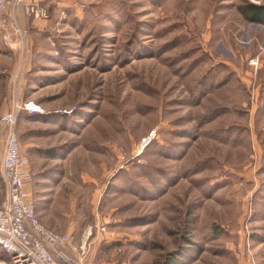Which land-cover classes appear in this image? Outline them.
<instances>
[{
	"label": "rangeland",
	"instance_id": "obj_1",
	"mask_svg": "<svg viewBox=\"0 0 264 264\" xmlns=\"http://www.w3.org/2000/svg\"><path fill=\"white\" fill-rule=\"evenodd\" d=\"M38 1L0 115L40 106L13 128L41 222L88 264H264V22L239 9L264 0Z\"/></svg>",
	"mask_w": 264,
	"mask_h": 264
},
{
	"label": "built area",
	"instance_id": "obj_2",
	"mask_svg": "<svg viewBox=\"0 0 264 264\" xmlns=\"http://www.w3.org/2000/svg\"><path fill=\"white\" fill-rule=\"evenodd\" d=\"M18 8L31 20L49 16L47 7L38 0H0V40L4 45H9L13 37L27 35L28 29L14 20ZM31 103H16L12 110L0 115V125L5 128L2 158L5 196L0 202V248L8 255L0 264H88L85 260L87 242L76 243L72 234L44 225L27 190L29 160L21 152L13 124L17 109L41 111L40 106L33 108Z\"/></svg>",
	"mask_w": 264,
	"mask_h": 264
},
{
	"label": "trees",
	"instance_id": "obj_3",
	"mask_svg": "<svg viewBox=\"0 0 264 264\" xmlns=\"http://www.w3.org/2000/svg\"><path fill=\"white\" fill-rule=\"evenodd\" d=\"M240 13L244 16V18L248 21L251 22H264V4H257L253 2H247L244 5L239 6ZM48 13L49 8L47 7ZM1 250V248H0ZM2 251V250H1ZM3 252V251H2ZM6 254L5 252H3ZM7 255V254H6ZM182 251L181 250H176L168 254L166 258L167 264H177L178 258L181 257ZM8 259V255H7ZM178 264H181V262H178Z\"/></svg>",
	"mask_w": 264,
	"mask_h": 264
},
{
	"label": "crops",
	"instance_id": "obj_4",
	"mask_svg": "<svg viewBox=\"0 0 264 264\" xmlns=\"http://www.w3.org/2000/svg\"><path fill=\"white\" fill-rule=\"evenodd\" d=\"M45 6L48 7L47 5H45ZM25 16L26 15L23 12V10L21 8H18L16 11V16H15L14 20L18 24H20L21 26L26 27L28 30L31 28V25L36 24V22L38 23V21H40V20H31L29 17H27V16L25 17ZM9 19H11V17L8 18V20ZM12 20H13V17H12ZM26 20L28 22L27 24H25ZM29 25H30V28H29ZM17 40H19V39L17 38ZM0 44H2L1 40H0ZM262 52H264V50H262ZM263 57H264V53H263ZM12 105H14V104H12ZM23 110H25V109H23ZM0 160H1L0 161V165H1L0 169L2 170V158ZM2 174H3V172H2ZM256 247H257L258 251L260 250L261 254H264V239H263V241L259 242ZM262 259H263L262 261L264 262V255L262 256Z\"/></svg>",
	"mask_w": 264,
	"mask_h": 264
},
{
	"label": "bare ground",
	"instance_id": "obj_5",
	"mask_svg": "<svg viewBox=\"0 0 264 264\" xmlns=\"http://www.w3.org/2000/svg\"><path fill=\"white\" fill-rule=\"evenodd\" d=\"M31 106L33 107V108H35V105L33 104V103H31ZM33 110H35V109H33ZM37 110V109H36Z\"/></svg>",
	"mask_w": 264,
	"mask_h": 264
}]
</instances>
